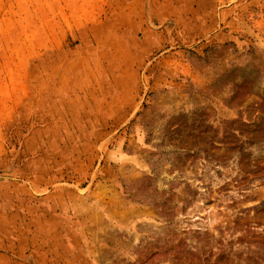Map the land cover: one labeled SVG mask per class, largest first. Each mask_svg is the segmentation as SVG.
<instances>
[{
  "label": "rangeland",
  "instance_id": "374dc122",
  "mask_svg": "<svg viewBox=\"0 0 264 264\" xmlns=\"http://www.w3.org/2000/svg\"><path fill=\"white\" fill-rule=\"evenodd\" d=\"M0 264H264V0H0Z\"/></svg>",
  "mask_w": 264,
  "mask_h": 264
}]
</instances>
